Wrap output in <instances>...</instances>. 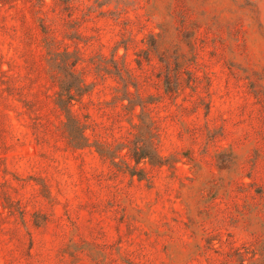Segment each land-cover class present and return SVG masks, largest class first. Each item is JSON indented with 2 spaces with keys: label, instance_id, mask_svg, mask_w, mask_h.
Listing matches in <instances>:
<instances>
[{
  "label": "rangeland",
  "instance_id": "374dc122",
  "mask_svg": "<svg viewBox=\"0 0 264 264\" xmlns=\"http://www.w3.org/2000/svg\"><path fill=\"white\" fill-rule=\"evenodd\" d=\"M87 3L0 0V264H264V0Z\"/></svg>",
  "mask_w": 264,
  "mask_h": 264
},
{
  "label": "trees",
  "instance_id": "16d2710c",
  "mask_svg": "<svg viewBox=\"0 0 264 264\" xmlns=\"http://www.w3.org/2000/svg\"><path fill=\"white\" fill-rule=\"evenodd\" d=\"M37 3H43L44 0H34ZM62 4L63 8H67L71 2L74 0H55ZM134 0H88V3L85 6L86 12L90 11H99L101 13V8L102 6L106 5H112L113 10L112 13H118L122 10H124L128 5H131ZM58 55V53L54 54ZM54 63L56 62L53 60ZM72 77V75H71ZM71 81H62L61 84H59V91L57 92V97H56V103L57 105L62 109L64 112L66 122L67 124L69 123V141L70 142H75L81 139V134L79 132L78 126L75 124L73 121V118L69 114V106L74 99L75 94H79L81 91V82L79 79L72 77ZM148 133H151V129L149 128L148 124ZM74 145H79V144H74ZM108 151V150H107ZM153 148L151 145V138L150 136L143 137L141 139H136L135 142L132 143V147L129 148V154L130 158L133 160L134 166L131 167L129 166L128 163H125V169L129 172L130 175H136L138 178H141V171L137 170L135 165L140 162V161H148L149 163L156 164V165H161L163 163V160L161 156L157 154H153ZM99 154H105L101 152L100 150L98 151ZM111 163L116 166L117 163L113 162L111 160ZM117 167V166H116Z\"/></svg>",
  "mask_w": 264,
  "mask_h": 264
}]
</instances>
